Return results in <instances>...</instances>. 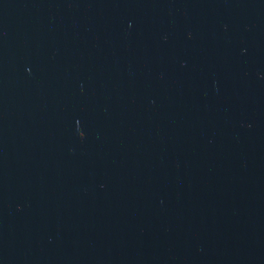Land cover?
Masks as SVG:
<instances>
[{
    "label": "water",
    "instance_id": "water-1",
    "mask_svg": "<svg viewBox=\"0 0 264 264\" xmlns=\"http://www.w3.org/2000/svg\"><path fill=\"white\" fill-rule=\"evenodd\" d=\"M0 264H264V0H0Z\"/></svg>",
    "mask_w": 264,
    "mask_h": 264
}]
</instances>
